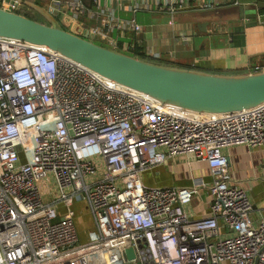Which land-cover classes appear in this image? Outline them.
I'll return each mask as SVG.
<instances>
[{
  "label": "built area",
  "instance_id": "obj_1",
  "mask_svg": "<svg viewBox=\"0 0 264 264\" xmlns=\"http://www.w3.org/2000/svg\"><path fill=\"white\" fill-rule=\"evenodd\" d=\"M91 1L100 0H52L48 9L56 16L64 5L63 19L56 16L62 25L94 40L141 30L113 7L99 25H82ZM117 1L133 12L170 13L218 2ZM0 7L25 10L24 0H0ZM105 46L129 48L113 39ZM237 144L264 146V103L224 114L185 110L46 46L0 36V264H264V219L253 223L249 191L233 181L223 152ZM189 155L207 162L212 176L213 200L201 217L188 204L201 197L202 182L142 179ZM76 201L94 218L86 242Z\"/></svg>",
  "mask_w": 264,
  "mask_h": 264
},
{
  "label": "crops",
  "instance_id": "obj_2",
  "mask_svg": "<svg viewBox=\"0 0 264 264\" xmlns=\"http://www.w3.org/2000/svg\"><path fill=\"white\" fill-rule=\"evenodd\" d=\"M32 2L49 8L52 0H24L25 11L34 15L37 12L30 6ZM252 2L253 0H218L208 10L217 13H211L215 15L214 18H196L195 10L202 8H185L175 13L154 10L133 12L128 7L120 9L117 0H100L98 3L91 1L90 10L81 15L80 20L84 26H97L100 24L97 17L104 18L102 14L107 13V7H113L119 17L136 18L141 30H128L125 33L115 30L107 34L106 38L97 37L99 43L106 45L113 39L121 50L125 44L129 45L126 52L138 46L148 54L161 58L165 64L173 63L212 73L242 74L255 71L257 66H264V11H259L258 23L252 26L247 24L253 22V19L242 18L241 13L233 14L241 5ZM64 9L63 5L62 11L56 15L61 20ZM204 21H209L207 32L200 30ZM223 152L228 157L233 181L249 191L253 204L251 219L258 224L264 219V146L237 144L225 147ZM142 176L148 186L188 187L196 181L202 182L201 197L194 198L188 208L194 217H201L209 212L213 197L208 186L212 176L207 162L200 161L193 155L168 159L166 164L150 169L142 173ZM77 202L86 204L85 201H76L74 208ZM76 227L79 233L80 230L83 231L79 219L77 223V216ZM80 239L86 242L89 237L80 235Z\"/></svg>",
  "mask_w": 264,
  "mask_h": 264
},
{
  "label": "water",
  "instance_id": "obj_3",
  "mask_svg": "<svg viewBox=\"0 0 264 264\" xmlns=\"http://www.w3.org/2000/svg\"><path fill=\"white\" fill-rule=\"evenodd\" d=\"M30 6L44 21L0 7V36L46 46L120 85L148 94L162 104L185 110L224 114L264 103V70L220 74L143 60L107 47L90 36L67 30L47 7L37 2L30 3ZM239 8L242 18L254 20L248 26L257 25L264 0L243 4ZM208 24L209 21L202 22L200 30L207 32ZM127 253L131 257L133 249Z\"/></svg>",
  "mask_w": 264,
  "mask_h": 264
},
{
  "label": "rangeland",
  "instance_id": "obj_4",
  "mask_svg": "<svg viewBox=\"0 0 264 264\" xmlns=\"http://www.w3.org/2000/svg\"><path fill=\"white\" fill-rule=\"evenodd\" d=\"M209 8H202L200 10H195V17L197 18H214V14H211L212 12L208 11ZM205 11V12H204ZM241 8L236 9L233 14L234 15H240ZM198 14V15H196ZM177 15V14H176ZM177 18L179 16L177 15ZM143 177V176H142ZM144 182V180H143ZM76 212H77V223L78 219L80 222L81 227H83V231L80 230V235L85 236V238L90 237V232H93V230L96 229L94 224V218L92 216L90 208L86 207V204L84 202H77L76 203ZM78 225V224H77ZM89 240V239H88Z\"/></svg>",
  "mask_w": 264,
  "mask_h": 264
},
{
  "label": "trees",
  "instance_id": "obj_5",
  "mask_svg": "<svg viewBox=\"0 0 264 264\" xmlns=\"http://www.w3.org/2000/svg\"><path fill=\"white\" fill-rule=\"evenodd\" d=\"M259 0H253L252 3L254 2H258ZM261 11H264V8L261 9ZM20 13L28 16V17H33V18H37L41 21H44V18H42L40 15H38L37 13L36 14H31L29 12H26L25 10H21L19 11ZM128 53L130 54H133V55H136L137 57H139L140 59H143V60H150L152 62H155V63H160V64H165L164 61L161 59V58H157L155 56H153L152 54H148L147 52L143 51L142 48H139L138 46H135V48H132L131 50H128L127 51ZM170 65H175V66H179V67H182L180 65H176V64H170ZM192 68V67H190Z\"/></svg>",
  "mask_w": 264,
  "mask_h": 264
}]
</instances>
